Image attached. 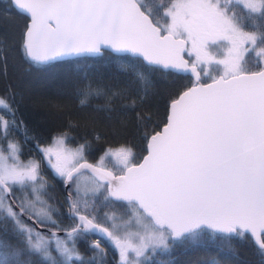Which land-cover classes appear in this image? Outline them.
<instances>
[{
	"label": "snow or ice",
	"instance_id": "obj_1",
	"mask_svg": "<svg viewBox=\"0 0 264 264\" xmlns=\"http://www.w3.org/2000/svg\"><path fill=\"white\" fill-rule=\"evenodd\" d=\"M11 2L29 17L22 51L35 65L108 50L135 56L148 71L190 74L194 81L171 101L162 131L146 134L142 162L121 145L90 164L88 143L68 148L67 133L47 147L36 143L41 160L22 161L19 142L0 147V264H35L32 257L40 264H103L102 240L117 250L118 264H172L157 257H170L178 245L206 246L205 236L231 251L234 238L250 235L264 256V0ZM121 67L147 82L134 66ZM121 94L88 85L81 104L106 96L111 111L112 98ZM0 109L13 117L0 115V137L7 140L22 122L4 97ZM22 134L27 141V130ZM41 161L74 186L67 198L70 228L61 227L53 218L59 209L43 198L48 184ZM84 170L94 187L82 192ZM117 203L123 214H100ZM88 235L100 239L85 261L76 241Z\"/></svg>",
	"mask_w": 264,
	"mask_h": 264
},
{
	"label": "trees",
	"instance_id": "obj_2",
	"mask_svg": "<svg viewBox=\"0 0 264 264\" xmlns=\"http://www.w3.org/2000/svg\"><path fill=\"white\" fill-rule=\"evenodd\" d=\"M25 22L26 16L17 12L9 0H0V97L11 104L15 119L22 122V133L27 130L29 139L25 141L21 133L19 143L23 147L25 144L36 145L37 142L49 143L52 137L67 133L70 137L66 141L68 146L88 143L84 155L90 161L94 162L106 150L121 145L130 147L138 161L145 150L146 134L158 129L164 122L168 101L189 85L192 78L164 70L148 71L135 56L108 50L103 56L70 57L35 65L22 51ZM185 57L188 59L187 55ZM121 64L144 72L147 82L138 80L132 67L122 68ZM88 85L109 94H122L112 98L111 111L106 110V96L88 97L86 103L81 104V100L85 99L81 92ZM133 100L136 101L134 105ZM4 142L5 139L0 137L1 146ZM105 164L112 169L107 160ZM41 175L48 184L47 195L43 198L50 197L49 203L60 212L53 218L62 228L72 225L73 221H69L66 212L62 179L55 176L43 161ZM73 187H68L69 192H73ZM15 194L18 196L16 191ZM105 211L123 214L125 208L122 203H117L113 208L101 209L100 214ZM25 222L30 223L26 219ZM45 227L54 228L51 225ZM40 230L47 233L44 229ZM97 239L100 238L96 235L77 239L76 247L85 261L93 256L90 245ZM204 239L206 246L178 245L170 257L157 259L170 258L172 264H264V256L260 255L249 235L234 238L231 251L218 247L219 242L208 243L209 236ZM101 244L107 251L103 264H118L112 245L104 240ZM31 259L40 264L39 258Z\"/></svg>",
	"mask_w": 264,
	"mask_h": 264
},
{
	"label": "rangeland",
	"instance_id": "obj_3",
	"mask_svg": "<svg viewBox=\"0 0 264 264\" xmlns=\"http://www.w3.org/2000/svg\"><path fill=\"white\" fill-rule=\"evenodd\" d=\"M0 115H3L5 120H11V119L13 118L12 116L6 114L2 109H0ZM16 121H17V120H16ZM21 133H22L21 130H20V131L13 130V131L9 134L8 139L5 140L3 146L0 145V147H3V148L6 149V148H7V144L9 143V141H12V142H19V139H18V138H19L20 135H22ZM50 144H51V142H49V143H44V144H40V145H41L42 147H47V146H49ZM22 147H23V146H22ZM66 147H68V148H73V149H74L76 146H68V145H66ZM118 147H119V146H118ZM115 148H117V147H115ZM24 151L27 152L28 154H25ZM34 153H36V154H34ZM5 154H7V152H5ZM35 156H38V158L41 160L40 153L36 150L35 145L25 144L24 147H23V155L20 157V159H21L22 161H25V162H26L28 159H30V158L36 160L37 157L35 158ZM99 159H100V158L96 159L94 162L97 163V162L99 161ZM37 160H38V159H37ZM44 163H45V162H44ZM51 171H52V170H51ZM79 179H80V187H81L82 192L85 191V190H87V189H90V188L94 187V181H93V179H92L91 176H89L85 171H83V175H82ZM16 192H17L18 196L21 195L20 190H16ZM111 212H113V211H110L109 213H111ZM26 223H27V222H26ZM29 224H31V223H29ZM105 226L107 227L108 225H105ZM132 230L134 231L135 229H132ZM59 235L63 236L64 234H59ZM114 250H115V258H114V259H115V262L118 263L119 255H118V252H117V250H116L115 248H114ZM53 254L56 255L55 252H53Z\"/></svg>",
	"mask_w": 264,
	"mask_h": 264
},
{
	"label": "water",
	"instance_id": "obj_4",
	"mask_svg": "<svg viewBox=\"0 0 264 264\" xmlns=\"http://www.w3.org/2000/svg\"><path fill=\"white\" fill-rule=\"evenodd\" d=\"M9 1H10V4L12 5L11 0H9ZM12 7H13L17 12L22 13L21 11H19L18 9H16L13 5H12ZM22 14H24V13H22ZM24 15L26 16V22H25V27H24V29H23V31H22L21 44H23V38H24V32H25V30H26V26L30 23V20H29L28 15H27V14H24ZM112 53H114V52H112ZM115 54H117V53H115ZM129 55H130V54H129ZM65 58H70V57H65ZM65 58H62V59H65ZM185 59H187V58L185 57ZM58 60H60V59H58ZM255 70H257V69H255ZM217 75H218V74H217ZM189 76L192 78V82H191L189 85H187L185 88H183L182 90H180V91L177 93V95H176L175 97L171 98V99L168 101V103H167V107H166V114H165V120H164V122L159 126L158 129L152 131V132L149 133L147 136H151V135L154 134L155 132L162 131L163 126L167 123V116H168V114H169V106H170L171 101H172L173 99L177 98L178 95H179L182 91L186 90L188 87H192V86H193L194 77H193L192 75H190V74H189ZM201 83H211V80L208 79V80H206V81H201ZM147 143H148V139L146 138L144 153L141 155V157L138 159L137 162H142L143 157L147 155V150H146V149H147ZM86 160H87V162L90 163V164H93V165L97 164V163H95V162H93V161H90V160H88V159H86ZM84 171H86L87 173H89V174L92 176V174H91V172H90L89 170H84ZM62 187H63V191H64V195H65L66 203H67V198H68V195H69V191L67 190L68 186L65 185V183H64L63 180H62ZM67 207H68V205H67ZM25 219L28 220L27 217H25ZM28 221H29L31 224L33 223V222L30 221V220H28ZM33 226L36 227L38 230H40V229H44V230L48 231L49 229H51V231H57L56 228H46L45 225L41 226V225H35V224H33ZM73 226H74V225H73ZM105 227H106V226H105ZM69 228H70V227H69ZM58 234H64V233H63V232H58ZM249 236H250V235H249ZM250 238H251V236H250ZM251 239H252V238H251ZM252 241H253V239H252ZM253 242H254V241H253Z\"/></svg>",
	"mask_w": 264,
	"mask_h": 264
},
{
	"label": "flooded vegetation",
	"instance_id": "obj_5",
	"mask_svg": "<svg viewBox=\"0 0 264 264\" xmlns=\"http://www.w3.org/2000/svg\"><path fill=\"white\" fill-rule=\"evenodd\" d=\"M253 70H255V69H253ZM46 164V163H45ZM69 187V186H68ZM67 190H68V188H67ZM69 191V190H68ZM63 193H64V191H63ZM70 193V192H69ZM64 199H65V195H64ZM65 201H66V199H65ZM67 204V203H66ZM66 212H67V209H66ZM69 221H70V218H69ZM74 225V221L72 222V225H70V226H68V227H64V228H69V227H71V226H73Z\"/></svg>",
	"mask_w": 264,
	"mask_h": 264
}]
</instances>
